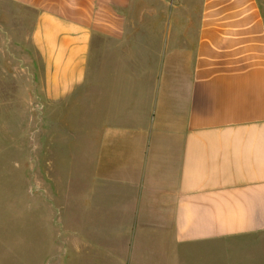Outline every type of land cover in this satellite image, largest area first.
<instances>
[{
	"label": "crops",
	"instance_id": "obj_1",
	"mask_svg": "<svg viewBox=\"0 0 264 264\" xmlns=\"http://www.w3.org/2000/svg\"><path fill=\"white\" fill-rule=\"evenodd\" d=\"M9 1L31 15L41 103L81 92L79 142L34 134L33 206L55 231L59 189L43 169L56 165L42 152L60 148L67 215L84 222L106 206L122 242L116 264H158L152 243L160 264H264L263 0L173 2L166 22L153 0ZM2 152L0 209H16L22 169ZM85 226L67 229V264L80 259Z\"/></svg>",
	"mask_w": 264,
	"mask_h": 264
},
{
	"label": "rangeland",
	"instance_id": "obj_2",
	"mask_svg": "<svg viewBox=\"0 0 264 264\" xmlns=\"http://www.w3.org/2000/svg\"><path fill=\"white\" fill-rule=\"evenodd\" d=\"M153 1H160L157 4L156 15L158 14L159 18L166 22L168 18L175 17L179 11L172 8L173 2L197 0ZM139 12H141L140 7L137 9V14ZM30 16L29 13L21 12L18 5L9 0H0V173H2L4 147H6V162L15 163V166H20L22 169L19 185L12 191L19 194V198L15 201V206H18L13 209L6 202V206L0 209V264H67L71 250L67 249L66 232L71 225L80 229L86 225L85 229H87L86 239L82 238L84 247L81 248L80 259L72 260L71 264H116V259L123 250L122 242L117 233L116 218L104 211L106 206L102 209L89 210L86 213V222L82 221L80 215H72L70 211L67 215L68 210L64 202L65 169L62 167L66 153L60 148L54 153L42 152V159L46 155V160L52 159L56 165L54 169L46 167L43 173L49 176L53 171L57 179L59 189L57 232L53 224V215L48 212L45 214L39 206H33L34 194L39 192L34 184V164L39 156L34 147V134L37 130H43L45 136L42 137L46 145H49L50 141L49 130L54 131L53 138L57 140L58 147L64 145L67 140L79 142L81 92L60 104L41 103L37 87V79L40 75L39 64L33 57L29 38ZM138 28L143 32L146 26L139 25ZM154 31H156L155 27ZM71 134L73 137L69 136ZM73 150L80 151L79 148ZM73 156L74 160L80 159L78 154ZM70 171L77 172L80 168L77 164H73ZM52 188L53 194L56 193L55 186ZM82 189L83 186L78 183L71 186L70 193H79ZM41 194L42 200L48 198L44 196L47 194L44 190ZM42 206L48 207L44 203ZM78 207L80 212L82 208L80 203ZM68 216L70 226L67 228ZM150 247L151 252L157 251L155 262L160 264L162 258L160 247L153 243Z\"/></svg>",
	"mask_w": 264,
	"mask_h": 264
}]
</instances>
